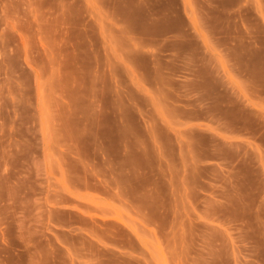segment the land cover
Wrapping results in <instances>:
<instances>
[{
  "label": "rangeland",
  "instance_id": "rangeland-1",
  "mask_svg": "<svg viewBox=\"0 0 264 264\" xmlns=\"http://www.w3.org/2000/svg\"><path fill=\"white\" fill-rule=\"evenodd\" d=\"M218 5L231 0H0V264L49 257L51 210L125 200L173 211L146 215L162 223L148 264H264V156L249 137L264 86L172 94L141 39L180 15L215 31ZM230 58L259 81L258 56Z\"/></svg>",
  "mask_w": 264,
  "mask_h": 264
},
{
  "label": "crops",
  "instance_id": "crops-1",
  "mask_svg": "<svg viewBox=\"0 0 264 264\" xmlns=\"http://www.w3.org/2000/svg\"><path fill=\"white\" fill-rule=\"evenodd\" d=\"M218 7L224 20L220 21L215 31L201 17L199 20L187 19L180 15L177 21L164 23L165 37H152V24L148 27V34L141 37L149 44L150 76L162 72L170 93L184 92L183 96L193 95V100L198 102H215L220 100L217 94L219 89H216V95L205 97L203 90L195 91L190 87L264 86V0H231L228 9ZM192 27L195 31L190 29ZM156 40L164 42L161 49H154V53H162L166 61L162 70L158 63L159 56L152 54V41ZM176 46H182V49ZM236 52L259 57V81L250 80L246 72H238V66L230 58ZM246 60L250 61L251 56ZM179 87L182 89L177 90ZM170 100L179 99L172 96ZM231 108L229 106L227 109ZM183 111L190 113L192 110L184 108ZM249 137L255 141L262 160V124ZM151 212L165 215L173 211L165 207L142 209L131 200H125L120 208L86 206L83 211L73 208L51 210L49 221L59 231L55 230L57 233L52 242L43 246L49 252V257L42 256L40 249H37L21 264H148L146 246L154 238L153 230L162 228L159 220L147 219L146 215Z\"/></svg>",
  "mask_w": 264,
  "mask_h": 264
}]
</instances>
